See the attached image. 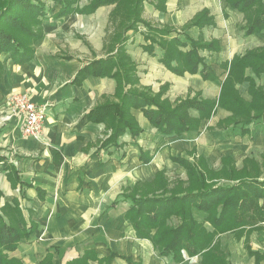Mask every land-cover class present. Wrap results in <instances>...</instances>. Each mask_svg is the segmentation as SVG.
<instances>
[{
  "label": "crops",
  "instance_id": "0c3cea01",
  "mask_svg": "<svg viewBox=\"0 0 264 264\" xmlns=\"http://www.w3.org/2000/svg\"><path fill=\"white\" fill-rule=\"evenodd\" d=\"M117 6L55 17L58 6L50 19L36 24L40 37L24 47L27 56L0 53V215L28 233L7 255L23 264H40L48 254L53 264H67L87 251L100 260L111 258L110 264H218L185 251L180 261L163 255L127 219L130 194L142 188L148 197H170V190L176 189L181 197L192 185L189 168L208 173L207 118L189 108L186 113L199 121L198 127L165 134L146 114L157 106L123 111L116 105L131 92L157 97L168 110L187 101L215 102L218 115L228 116L218 102L230 65L235 57L264 48V43H256L264 32L244 33L243 18L226 0H145L140 19L148 28L169 33L155 39L138 34L121 52L112 41L122 35ZM202 14L207 18L198 26ZM110 26L114 28L108 32ZM238 26L250 39L247 48L241 47ZM199 43L210 47L199 49ZM192 53L216 78H204L201 64L197 73L190 71L187 56ZM249 87L248 82L235 85L248 102ZM24 94L48 105L38 138L24 136L17 118H6L13 97ZM121 120L133 121L141 132L133 135L127 125L113 137ZM173 171L179 180L172 186L158 180V175ZM148 189L159 194L150 195ZM192 208L193 219L209 234H217L209 213ZM217 240L224 264H264V222L218 234L212 247Z\"/></svg>",
  "mask_w": 264,
  "mask_h": 264
},
{
  "label": "trees",
  "instance_id": "16d2710c",
  "mask_svg": "<svg viewBox=\"0 0 264 264\" xmlns=\"http://www.w3.org/2000/svg\"><path fill=\"white\" fill-rule=\"evenodd\" d=\"M73 1L53 0L60 9L55 17L94 13L102 5L118 2V0H93L89 5L76 9L73 7ZM132 1L135 2L130 9L133 13L132 23L134 24L132 25L136 27L138 23H143L147 27L140 19L141 5L145 0ZM226 2L231 8L245 15L247 22L243 30L248 36L264 32V0H226ZM48 14L45 3L40 0H0V53H12L15 57L19 55L21 59L27 56L22 50L40 37L39 33L35 32L36 24L40 19L48 18ZM204 15L197 18L198 26L205 23L207 17ZM147 30L152 39L169 33L153 28ZM173 43L180 44L178 40H174ZM209 47L199 43V49ZM187 63L191 65V72L197 73L201 64V74L204 78H216L214 71L206 66L201 57L197 58L195 53L187 56ZM248 70H251L256 79L264 77V48L234 58L218 102L219 106L231 111L233 117L237 115L239 120L236 119V123L242 120L244 126L264 118V84L258 85L256 79L247 75ZM242 82L250 84L249 91L252 96L250 102L243 99L235 88V85ZM122 101L120 106H111L120 107L123 111L129 110L130 107L157 106L158 109L155 110L147 109L146 114L150 122L165 134L183 133L198 127L199 121L190 119L186 113L189 108L199 110L204 119L212 116L216 109L215 102L187 101L174 110H168L157 97L151 98L146 94L135 95L131 92H127ZM252 112L257 114L252 116ZM123 120L119 122L121 125L115 127L113 137L120 135L121 127L124 126L125 129L127 125L133 135L141 132L136 123L130 120L124 123ZM223 163V169L211 180L208 179V173H198L189 168L192 185L186 191V195L181 197L174 192L170 197L143 195L139 198L135 194H130L126 197L132 201L127 215L128 221L134 225L140 236L152 239L157 250L163 255L171 254L180 261L183 258L182 251H185L191 257L204 256L203 262L224 264L226 260L224 254L217 248L218 240L213 247L212 244L218 234L264 222V179L261 180L259 175L243 177L228 159H224ZM222 178L236 184L227 186L221 185V182L209 184L211 181H219ZM193 206L209 213V221L212 222L217 234H209L203 224L193 219ZM173 218H176L177 222L172 221ZM27 235L26 231L17 228L14 224L9 225L0 215V264H23L16 258L8 257L7 253L14 251L18 242ZM92 262L110 264L111 258L100 260L95 252L87 251L83 257L67 264H91ZM40 264H53L52 254L46 255Z\"/></svg>",
  "mask_w": 264,
  "mask_h": 264
},
{
  "label": "rangeland",
  "instance_id": "374dc122",
  "mask_svg": "<svg viewBox=\"0 0 264 264\" xmlns=\"http://www.w3.org/2000/svg\"><path fill=\"white\" fill-rule=\"evenodd\" d=\"M40 1L45 3L46 10L49 13L48 15L58 11V6L55 3H53L52 0H40ZM73 2H74L73 7L79 9V7L81 8L83 6H87L88 4H90L92 0H74ZM115 3L118 4L117 8L121 10L120 12L121 15L119 16V18L122 17L121 22H123L122 23L123 28H122L121 37H119L117 34L116 35L117 40H115V38L113 37L112 41L117 42L116 43L117 45L119 44V48H117V50L122 52V49L125 51L126 45L132 42V39H134L136 35L139 34L141 36L143 35L149 36L150 34L148 30L143 29L140 23L137 24L136 27L132 25L134 24L132 23L133 13L131 12L130 9H132V5H134L135 2H133L132 0H118V2ZM108 5H102L98 7V9L101 7H107ZM237 14L240 15L241 18H243V22L240 25H243L244 27V25L247 22L245 15L241 12H238ZM74 15H78V14H74ZM48 19L50 18L48 17ZM239 26L237 28V32L240 33L242 42H244L241 43V47L247 48L249 47L250 39L244 36L245 32L243 33L241 28L239 29ZM113 28H114L113 26H110L108 32L109 30L113 31ZM256 43L260 45L261 43H264V39H261L260 42L256 40ZM116 44L115 46H113V49L116 48ZM121 46H123V48H121ZM124 57H126V52H124ZM125 65L127 66L126 69L130 70L129 69L130 63L126 61ZM250 74L251 76H253L254 79H256L253 73ZM256 82L258 83V85L262 86L264 84V77L257 78ZM242 98L245 99L243 96ZM229 112L230 113L227 116L228 113L226 112L220 113L218 115V113L215 111L212 116L205 119L207 121L205 123L207 124L205 128L207 164H208V171H210L208 172V179L211 180V178L216 173H219V171L223 169L224 159H228V161L231 164L235 165L236 170L243 177L245 175H247L248 177H256V175L257 176L259 175L261 179L264 178V118L260 119V121L257 120L252 124H248L244 126L243 121L241 120L242 117L240 119L241 121L239 123H236V121L239 120L237 119V115L233 117L232 112L231 111ZM256 114L257 113L255 112L251 113L252 116H255ZM222 117L225 118L220 119ZM217 120H219V122ZM243 129H247V130H243ZM177 174L174 171L171 173L165 172L163 174L158 175V180H160L161 183L162 181L167 182V185L170 187V185L172 186V183L178 182L179 177L177 176ZM179 175L181 176L182 174ZM221 180L211 181L209 184L225 182L227 179L222 178ZM156 184H157L156 187L159 189V185L157 182ZM179 186L180 185L178 183V187ZM149 189L152 188L149 187ZM149 189L148 191L150 195L157 193L159 194L158 191L156 192ZM175 191L177 192L176 189L170 190L171 193ZM137 194L138 196H143L144 194L146 195V190L145 189L142 190L141 188V190L136 192L135 195L137 196ZM176 220H177L176 218L172 219V221L177 222Z\"/></svg>",
  "mask_w": 264,
  "mask_h": 264
},
{
  "label": "built area",
  "instance_id": "2783aa9c",
  "mask_svg": "<svg viewBox=\"0 0 264 264\" xmlns=\"http://www.w3.org/2000/svg\"><path fill=\"white\" fill-rule=\"evenodd\" d=\"M47 107L48 105L36 104L27 94L17 95L10 102V114L6 118H17L23 126L24 136L38 138L48 117Z\"/></svg>",
  "mask_w": 264,
  "mask_h": 264
}]
</instances>
